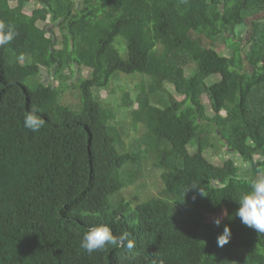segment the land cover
<instances>
[{
	"label": "trees",
	"instance_id": "16d2710c",
	"mask_svg": "<svg viewBox=\"0 0 264 264\" xmlns=\"http://www.w3.org/2000/svg\"><path fill=\"white\" fill-rule=\"evenodd\" d=\"M11 1L0 0V21L17 33L0 46V264H264V234L235 216L264 178V16L242 44L264 0H39L30 13L28 0ZM48 21L51 30L34 32ZM45 64L56 86L38 80ZM120 75L151 81L125 106L145 127L144 153L164 186L136 207L111 198L132 185L125 168L143 165V153L122 149L113 112L93 93ZM68 89L76 108L62 103ZM32 110L45 120L37 132L23 125ZM212 133L246 169L210 162L202 137ZM222 212L220 227L208 222ZM101 224L128 232L135 247L87 253L80 241Z\"/></svg>",
	"mask_w": 264,
	"mask_h": 264
},
{
	"label": "rangeland",
	"instance_id": "374dc122",
	"mask_svg": "<svg viewBox=\"0 0 264 264\" xmlns=\"http://www.w3.org/2000/svg\"><path fill=\"white\" fill-rule=\"evenodd\" d=\"M15 3L16 0L11 1L12 6ZM38 6H40L39 0H28L25 3L24 11L30 13L33 8ZM4 13L5 14H1L2 19L7 20L9 17V13L7 11H5ZM247 21L249 22V20ZM46 25L48 26L49 30H51L53 27L49 21L46 23L40 22L38 23V26L34 28V32ZM243 38V48H246L248 47L250 36L247 32H244ZM115 42L120 43L121 38H116ZM58 48L62 49L63 45L61 46L59 44ZM215 48L222 56L229 57L230 55H232V51L221 44H217ZM121 55L124 56L123 51H121ZM75 56H77V53L72 54L73 58H75ZM194 68V65H190L189 67H187V74L191 73ZM75 69L77 70V67ZM82 69L86 71L85 68ZM83 73L86 74V72ZM68 74H70V71H68ZM53 78L54 75L51 74L48 65L45 64L44 66H42V72L38 80L46 84L53 83L56 86V81L53 80ZM215 80H217V77L212 76L210 79H208L207 83L211 84ZM150 83L151 81L147 76L120 75L110 83L108 88L101 90L93 89V93L95 94V96L114 114V121H112V125L116 128L117 132L121 136L122 149L126 152H142L144 156L143 165L141 164L140 166H128L125 168V171L131 172L133 175H136L132 185L126 187L121 191V193L115 194L111 198L112 201L124 198L125 200L131 202L132 207H136L138 203L143 202L150 197L160 196L164 189L161 180V171L156 168L154 158L149 155L146 156V154L144 153L145 146L143 138L146 131L145 127L143 124L137 123L135 119H132L130 109L125 106V102H127V99L131 101L136 100L143 89L149 91ZM168 90L179 101L184 100L183 96H180L176 93L173 86L168 85ZM202 99L207 108L208 116L213 117L214 114L211 110V105L208 97L203 96ZM61 100L63 104H68L73 108H76L79 103L78 91L76 89L66 90L63 93ZM202 139H204V142L208 143V149L205 151L204 155L214 165L221 166L224 161L232 159L239 167L243 169L247 168V164H245L238 155L233 154V152H230L227 149L221 147L214 133L209 134L208 136H203ZM189 150L191 153H195L197 151L196 148H190ZM221 214L222 213L214 216H209L208 222H212L213 218L215 217H221Z\"/></svg>",
	"mask_w": 264,
	"mask_h": 264
},
{
	"label": "clouds",
	"instance_id": "9594fccd",
	"mask_svg": "<svg viewBox=\"0 0 264 264\" xmlns=\"http://www.w3.org/2000/svg\"><path fill=\"white\" fill-rule=\"evenodd\" d=\"M17 35L13 26H5L0 21V46L9 44ZM45 124V120L36 114L35 110L29 111L23 120V125L26 129L37 132ZM191 187H195L191 186ZM250 191L244 194L236 209L237 216L241 223L258 233L264 234V178L254 180L250 183ZM187 190V189H186ZM201 195H204L200 191ZM228 215L222 212L221 217H215L212 223L216 227H220L222 217ZM229 219L232 217L229 216ZM129 233L124 232L119 236L113 234L112 229L104 224L90 228L82 237L80 247L87 253L91 254L97 250H103L106 246L126 247L131 250L135 247V243L129 238ZM231 238V230L225 225L222 233L217 236V245L224 246L229 243Z\"/></svg>",
	"mask_w": 264,
	"mask_h": 264
},
{
	"label": "water",
	"instance_id": "95a60500",
	"mask_svg": "<svg viewBox=\"0 0 264 264\" xmlns=\"http://www.w3.org/2000/svg\"><path fill=\"white\" fill-rule=\"evenodd\" d=\"M263 16H264V11L260 14L253 15L250 17L249 22L247 21L246 24L248 25V27L251 31H252L253 22L257 21V20H261ZM245 39H246V37H245ZM247 64H248V62H246V65ZM229 151L232 152V150H229Z\"/></svg>",
	"mask_w": 264,
	"mask_h": 264
},
{
	"label": "flooded vegetation",
	"instance_id": "af4514ba",
	"mask_svg": "<svg viewBox=\"0 0 264 264\" xmlns=\"http://www.w3.org/2000/svg\"><path fill=\"white\" fill-rule=\"evenodd\" d=\"M253 27V26H252ZM246 32H248V35L250 34V32H251V30L250 29H248V31H246ZM250 36V35H249Z\"/></svg>",
	"mask_w": 264,
	"mask_h": 264
}]
</instances>
